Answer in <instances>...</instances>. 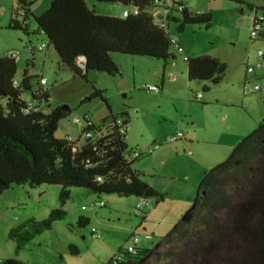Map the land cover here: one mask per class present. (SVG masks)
Wrapping results in <instances>:
<instances>
[{
	"label": "rangeland",
	"instance_id": "1",
	"mask_svg": "<svg viewBox=\"0 0 264 264\" xmlns=\"http://www.w3.org/2000/svg\"><path fill=\"white\" fill-rule=\"evenodd\" d=\"M45 1L48 7L51 0ZM182 1L190 12L209 11L212 15L208 28L190 24L177 32L176 25H170L168 32L183 49L182 54L171 51L174 59L164 63L147 56L111 53L117 74L89 70L82 78L60 60L46 35L37 29L33 16L43 11L36 9L40 0L31 6L34 12L29 18L27 35L8 27L16 1L0 0V56L17 52L15 82L26 70L34 90L43 77L49 107L44 104L42 110L47 112L64 105L70 109L54 135H70L76 140L78 125L71 122L73 117L87 116L92 124H101L103 120L108 124L110 113H126L127 151L141 152L131 168L163 194L158 202L149 197L150 206L134 213L136 196L96 195L85 188L70 187L62 206L65 217L15 252L9 230L29 218L42 220L51 209L58 208L59 192L54 190H61V186L12 185L0 194V261L14 258L24 264H107L112 245L121 244L123 248L133 231L139 235L142 248L160 252L143 264H264V152L253 163V172L242 185L232 181L226 185L231 192L228 207L215 215V228L205 236L198 254L183 252L186 243L162 242L164 235L195 209L196 187L203 173L226 159L233 146L264 119L263 93L244 94L242 90L245 65L253 62L254 50L260 45L249 38L251 12L247 3L264 8V0ZM94 4L111 8V15H119L122 9L117 3ZM41 43L47 47L37 51ZM183 55L216 56L227 66L222 81L215 85L189 81ZM168 72L175 77L171 83L167 81ZM162 78L164 94L146 89L150 85L160 87ZM91 85L102 90L110 111L98 97L82 102L92 91ZM203 86L208 89L203 91ZM197 93L201 98L195 97ZM28 95V91H23L22 96ZM192 123L197 142L183 145L186 138L169 140L177 131L185 135L181 125L190 127ZM153 145L157 148L149 153L147 150ZM101 200L103 207H92ZM80 210L89 215L84 226L77 223ZM94 210L95 216L91 214ZM92 228L100 237L91 235ZM146 235L151 239H144ZM69 245L75 246L78 253H71Z\"/></svg>",
	"mask_w": 264,
	"mask_h": 264
},
{
	"label": "trees",
	"instance_id": "2",
	"mask_svg": "<svg viewBox=\"0 0 264 264\" xmlns=\"http://www.w3.org/2000/svg\"><path fill=\"white\" fill-rule=\"evenodd\" d=\"M15 1L16 7L8 27L27 35L29 18L33 16L31 6L36 0ZM93 1L117 3L122 7L131 4L138 6L139 12L126 17L106 15L97 13L85 0H51L46 10L33 16L37 29L46 35L60 60L75 74L82 78L89 70L117 74L118 67L112 61L111 53L147 56L164 63L174 59L172 52H177L170 43V33L154 25L147 12L151 0ZM247 6L249 9L264 10L250 3ZM211 18V12L193 13L183 4L180 10L171 9L168 15L170 25L175 24L177 32H182L190 24H203L208 28ZM78 56L84 57L83 68L76 64ZM184 61L189 81H207L215 85L222 81L227 69L223 61L210 55L187 57ZM16 70V59L0 56V194L12 185H59L61 190L58 193L59 207L51 209L46 218H29L9 230L8 237L15 243V252H19L33 237L49 230L55 221L65 217L62 206L69 197L70 187L85 188L96 195L151 197L155 202L163 198V194L131 168L133 160L127 158L134 151H127L125 133L120 134L116 127L95 139H85L72 151L69 142L54 135L58 123L70 113L68 106L66 110L55 106L47 112L39 107L25 112L23 91H28L31 98L42 100L46 106L48 93L44 90L39 94L37 89H31L26 70L14 85ZM91 88L92 91L82 102L98 97L109 110L102 90L93 85ZM202 89L206 91L208 86ZM108 118L113 121L121 118L125 126L128 122L126 113L119 116L110 113ZM104 124L105 120L83 129L96 130ZM263 152L264 119L233 146L226 159L203 173L196 187L195 209L166 233L162 242L186 243L183 252L198 254L205 236L215 228V215L228 207L231 192L229 194L226 190V185L230 181L242 185L245 178L252 174L253 163ZM77 223L84 226L88 219L79 217ZM69 250L78 253L73 245H69ZM159 253L156 249L138 248L135 255L118 264H143ZM0 264L24 263L8 258Z\"/></svg>",
	"mask_w": 264,
	"mask_h": 264
},
{
	"label": "built area",
	"instance_id": "3",
	"mask_svg": "<svg viewBox=\"0 0 264 264\" xmlns=\"http://www.w3.org/2000/svg\"><path fill=\"white\" fill-rule=\"evenodd\" d=\"M182 8L181 0H151L150 5L147 8V12L152 20V23L159 28H162L165 31H169L170 23L168 20V15L171 12V9L180 10ZM22 14V10L18 11ZM139 12L138 6L135 5H127L122 7L120 16L126 17L130 14H137ZM251 12V25L249 29V38L253 42H259L260 45L257 46L254 50V58L252 63H248L245 65V72L243 78V93L244 94H253L259 91L264 90V10L260 8H253L250 10ZM170 43L177 53H181L182 49L177 44L176 40L171 36ZM46 44L41 43L37 46V51H43L46 49ZM6 56L11 57L13 59L18 58L17 52H9ZM184 59H186L184 57ZM76 64L78 67H84V57L78 56L76 59ZM46 83L43 77L38 79V88L37 91L41 94L44 90H46L43 85ZM14 85H17V82L14 81ZM147 90L153 92H159V87L156 85L147 86ZM38 95V94H37ZM196 98H201V94L197 93ZM25 100V112L30 110H35L38 107L41 108L45 103L42 100L35 99V101H31L29 98ZM71 122L78 125V138L74 140L70 135H66L64 139L70 143L71 150L75 151L80 144L83 143L85 139H95L96 137L102 135L105 131L110 130L111 128L116 127L117 131L120 134L125 133V125H123V120L121 118H117L114 121L110 120L108 124H104V126L96 129V130H87L83 129V127L90 126L92 123L89 122L87 116H84L81 119L76 117L71 118ZM182 136L181 132H177L170 137V141H175ZM81 141H80V140ZM157 148L156 145H153L147 151L150 153ZM141 154L140 151L133 152L134 157L131 155L127 158V160H132V158L138 157ZM99 179V178H98ZM151 201L149 197H138L136 207L134 213L140 212V210L145 207H149ZM104 204L102 201H97L93 203V207H102ZM91 235L93 237H100V233L96 232L94 228L91 229ZM139 235L132 232L128 241L125 243L123 248H119L116 250L109 260L107 264H118L124 262L127 257L133 256L137 253L138 250V242Z\"/></svg>",
	"mask_w": 264,
	"mask_h": 264
},
{
	"label": "crops",
	"instance_id": "4",
	"mask_svg": "<svg viewBox=\"0 0 264 264\" xmlns=\"http://www.w3.org/2000/svg\"><path fill=\"white\" fill-rule=\"evenodd\" d=\"M92 1V2H91ZM45 2V3H44ZM85 2L87 3V5L89 6V7H92L97 13H99V14H106V15H111V8L109 9V8H104V7H102V6H97L96 4H94V2H93V0H85ZM50 3H51V1H50ZM50 3H49V5H50ZM181 3L188 9V7L186 6V4L181 0ZM45 4V5H44ZM38 6L36 7V9L38 10H46L48 7H46V1L45 0H40V2L37 4ZM48 5V6H49ZM43 8V9H42ZM121 8H122V6H121ZM97 10H99V11H97ZM122 10V9H121ZM251 10V9H250ZM43 11H40V13H42ZM34 11H32V13H33ZM110 12V13H109ZM39 13V14H40ZM120 13H121V11H120ZM114 16H120V14L119 15H114ZM250 25H251V15H250ZM175 39V38H174ZM176 40V39H175ZM177 42V41H176ZM177 44L179 45V43L177 42ZM180 46V45H179ZM181 47V46H180ZM182 49V48H181ZM182 52H183V49H182V51H181V53H179V54H182ZM6 56V55H5ZM184 57L185 58H187V57H189V56H184L183 55V60H185L184 59ZM214 57H216V56H214ZM248 64V63H247ZM169 73V75L167 76V81H168V83H171V82H173L174 80H175V77L174 76H170V73L171 72H168ZM185 73H186V70H185ZM186 76H187V74H186ZM188 79V78H187ZM164 80H163V78L161 79V82H160V87H159V92H154L155 94H162V92H163V87H164ZM259 92H262L263 93V95H264V90H262V91H259ZM163 94H164V92H163ZM22 98H24V99H30L31 101H35V99L34 98H31L30 97V93H29V95L27 96V97H24V96H22ZM47 106H49V103L47 104ZM41 108H42V106H41ZM181 126H183V128L186 130L184 133H185V135L183 134L181 137L183 138V139H185L186 138V140H185V142H180V143H182L183 145H186V144H189V145H192L194 142H197V135H196V128H195V126H194V123H192L191 124V126L189 127L188 125H181ZM194 126V127H193ZM177 132H180V131H177ZM182 133V132H181ZM205 136H208V132H206L205 133ZM180 137V138H181ZM181 138V139H182ZM180 140V139H179ZM181 145V144H180ZM154 151V150H153ZM132 160H134V158H132ZM203 170H205V169H203ZM204 172V171H203ZM145 181V180H144ZM146 182V181H145ZM146 183H148V182H146ZM152 188H154L155 190H157V187L155 186V185H153L152 183H148ZM60 190H54V192H59ZM69 193H70V191H69ZM102 201V200H101ZM103 202V201H102ZM103 204H104V202H103ZM93 205V204H92ZM104 206V205H103ZM102 206V207H103ZM93 207V206H92ZM86 207L85 206H81V209H85ZM93 208H100V207H93ZM141 212V211H140ZM78 214L80 215V217H84V218H87L88 219V213H86V212H82V210H80V211H78ZM91 214H93V216H95V214H96V210H94ZM145 215V214H144ZM89 220V219H88ZM108 225H111V224H108ZM108 225H103V226H108ZM112 227H114L113 225H111ZM133 232V231H132ZM132 232L131 233H129V235H128V237H127V239L125 240V242H127L128 241V239H129V237H130V235L132 234ZM144 239H146V240H150L151 239V237L149 236V235H146L145 236V238ZM139 243H138V247L139 248H142L141 246L142 245H140V242H141V240H140V238H139V241H138ZM121 244H114V245H112V247H111V257L113 256V254H114V252L116 251V250H118L119 248H121ZM111 257L108 259V260H110L111 259ZM109 262V261H108Z\"/></svg>",
	"mask_w": 264,
	"mask_h": 264
},
{
	"label": "water",
	"instance_id": "5",
	"mask_svg": "<svg viewBox=\"0 0 264 264\" xmlns=\"http://www.w3.org/2000/svg\"><path fill=\"white\" fill-rule=\"evenodd\" d=\"M67 108H68L67 106H61V109H62V110H66ZM186 217H187V216H186ZM186 217H185V218H186ZM185 218H184V219H185ZM184 219H183V220H184Z\"/></svg>",
	"mask_w": 264,
	"mask_h": 264
}]
</instances>
